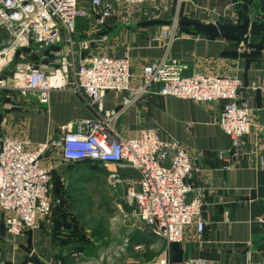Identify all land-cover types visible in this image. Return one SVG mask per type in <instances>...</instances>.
<instances>
[{
    "label": "crops",
    "instance_id": "1",
    "mask_svg": "<svg viewBox=\"0 0 264 264\" xmlns=\"http://www.w3.org/2000/svg\"><path fill=\"white\" fill-rule=\"evenodd\" d=\"M102 1L114 9L104 25L92 12L90 0L78 2L86 15L77 21L74 63L103 54L128 55L136 84L141 82L143 69L160 60L169 45V56L180 62L185 76L203 74L241 80L240 98L251 108V128L244 139V152L238 156L233 154L231 139L220 126L223 102L161 96L160 84L152 85L136 100L120 117L116 130L123 138H134L143 129H155L162 141H177L190 152L194 164L190 181L203 194L200 218L205 229L202 234L196 224L185 229L184 239L174 251L175 264L190 258L205 264H264V224L259 206L260 202L264 204V44L256 48L227 36L212 39L194 28L173 24L142 25L151 20L189 17L206 23L229 20L237 24L241 17L234 0H189L183 4L179 0H158L142 5ZM69 47L65 43L32 45L21 49L14 63L51 72L60 65ZM125 95L107 92L106 108H119ZM93 118L94 111L71 91H53L48 102L43 103L35 93L25 96L0 89V131L11 138L30 140L29 150L61 139L62 126L75 130L78 122ZM41 165L55 166L54 182L63 180L65 164L60 148L50 149ZM119 174L139 189L138 171L121 168ZM253 190L257 191V200L250 199ZM193 197L194 193L189 195V199ZM69 229L66 214L56 210L40 220L37 230L20 236L0 230V260L5 264H76L75 258L82 253L76 252L77 240Z\"/></svg>",
    "mask_w": 264,
    "mask_h": 264
},
{
    "label": "built area",
    "instance_id": "2",
    "mask_svg": "<svg viewBox=\"0 0 264 264\" xmlns=\"http://www.w3.org/2000/svg\"><path fill=\"white\" fill-rule=\"evenodd\" d=\"M158 0H113L116 4L142 5ZM189 0H179L183 4ZM256 0H252V5ZM79 0H0V89H11L27 96L38 94L48 102L53 91L67 90L77 94L95 114V118L77 123L75 130L62 126V138L37 144L8 137L0 131V230L20 236L40 228V220L50 217L63 203L51 192L55 166L41 165L43 156L60 148L64 164L99 162L115 169L130 168L140 174L139 189L131 186L125 203L134 207L135 216L146 231L168 245L181 243L185 229L196 224L199 234L205 229L200 215L203 194L190 180L194 164L190 152L177 141H162L155 129H143L137 137L123 138L116 130L120 117L154 84L165 97L209 103L223 102L220 126L230 137L233 154L244 152V139L250 133L251 108L241 100L242 82L237 77L196 74L185 76L184 67L165 55L147 65L141 82L133 83L128 55H98L88 61L73 62L74 35L77 21L86 13L79 9ZM264 4V0H261ZM92 12L100 24L114 13L112 4L90 0ZM251 19L264 20V11ZM179 18L174 19L176 26ZM175 30V29H174ZM159 39V37H155ZM174 39L171 37L170 42ZM68 44L60 65L43 72L24 63H14L21 49L32 45ZM249 42L242 41V45ZM250 46V45H249ZM107 92L125 93L119 108L107 109ZM250 154H253L251 151ZM113 187L122 183L115 170L110 175ZM194 197L189 199V195ZM139 248V247H138ZM0 264L5 261L0 260ZM155 264H175L167 254ZM178 264H205L195 258Z\"/></svg>",
    "mask_w": 264,
    "mask_h": 264
},
{
    "label": "rangeland",
    "instance_id": "3",
    "mask_svg": "<svg viewBox=\"0 0 264 264\" xmlns=\"http://www.w3.org/2000/svg\"><path fill=\"white\" fill-rule=\"evenodd\" d=\"M250 8L252 16H259L264 4L256 0ZM64 168L60 183L54 182V172L51 192L63 199L54 212L66 214L77 240L76 252L82 253L75 258L76 264H155L167 254L171 259L170 245L149 234L133 217L134 207L126 205L130 183L122 179L121 185L112 186L110 175L115 170L119 173L120 167L87 161L67 163Z\"/></svg>",
    "mask_w": 264,
    "mask_h": 264
},
{
    "label": "water",
    "instance_id": "4",
    "mask_svg": "<svg viewBox=\"0 0 264 264\" xmlns=\"http://www.w3.org/2000/svg\"><path fill=\"white\" fill-rule=\"evenodd\" d=\"M236 6L242 7L247 0H234ZM241 19L235 24L229 20H222L218 23H206L200 19L189 17L177 21L176 26L181 28H194L209 38L217 39L222 36H236L241 41L248 40L251 47H259L264 43V20L251 19L250 13L247 10H241ZM239 13V14H240ZM174 21L166 20H151L142 23L143 26H171ZM257 191L253 190L250 199L257 200ZM262 210V223L264 224V204L259 203Z\"/></svg>",
    "mask_w": 264,
    "mask_h": 264
},
{
    "label": "trees",
    "instance_id": "5",
    "mask_svg": "<svg viewBox=\"0 0 264 264\" xmlns=\"http://www.w3.org/2000/svg\"><path fill=\"white\" fill-rule=\"evenodd\" d=\"M252 4V0H247V1H245V3L243 4V6L242 7H237L238 8V10H239V13H240V11L241 10H248L249 11V8H250V5ZM240 17H241V13H240ZM227 37H231V38H234V39H236V40H238V41H241L239 38H237L236 36H227ZM264 44V43H263ZM263 44L261 45V46H259V47H262L263 46ZM256 48H258V47H256ZM180 243H171L170 244V254H171V261L173 262V263H177L175 260H174V251L178 248V246L177 245H179ZM173 246V247H172ZM177 246V247H176Z\"/></svg>",
    "mask_w": 264,
    "mask_h": 264
}]
</instances>
